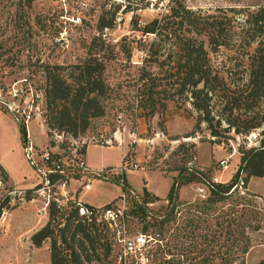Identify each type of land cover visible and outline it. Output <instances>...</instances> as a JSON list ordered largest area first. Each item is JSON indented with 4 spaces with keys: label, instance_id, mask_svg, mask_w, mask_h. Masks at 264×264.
I'll return each mask as SVG.
<instances>
[{
    "label": "rangeland",
    "instance_id": "374dc122",
    "mask_svg": "<svg viewBox=\"0 0 264 264\" xmlns=\"http://www.w3.org/2000/svg\"><path fill=\"white\" fill-rule=\"evenodd\" d=\"M28 1L0 0V204L6 192L14 188L7 183V172L16 186L32 183L33 186L39 180L36 167L24 154L26 139L40 152L55 146L66 159L69 164L65 165L69 173L67 189L71 200H79L97 210L108 206L123 209L129 235L140 232L160 239L157 243H151V255L155 262L160 258H174L179 259L180 264H194L195 261L190 258L199 250L203 255L209 252L218 254L211 264H222L220 257L231 253L236 256L232 264H240L241 261L256 264L262 260L264 177L252 176L243 182L241 174L237 185L230 190L234 189L232 194L217 202L210 201L211 197L216 195L214 198H217L219 194L211 189L209 183H226L231 179L238 168L241 151L254 147L247 146L246 136L256 132L264 139V126L254 128L248 134H237L233 129H227L225 119L228 118V110H221L217 97L213 106V112L217 115L211 122L212 130L217 132L214 136L205 123L195 127L198 113L190 100L183 96H168L166 100L163 94L156 95L152 101L155 103V113L146 115L149 108H145L144 102L142 105L138 103L135 80L139 69L145 65L149 68V65L142 62V52L133 50L130 60L121 54L108 60L105 74L111 92L105 101L106 112L104 116L92 120L81 139L78 137L80 142L76 140L78 142L74 145L69 137L58 139L55 133L48 136L44 119L45 65L70 64L83 58L86 55V42L99 32L98 18L102 16L103 21L108 22L115 10L118 12L113 27L100 31L110 43L115 44L125 35L147 40L151 36L133 32L131 13L121 12L125 6L139 3V0ZM182 2L194 11L199 22L209 14L226 17L225 21L230 25L228 32L233 36H229L226 47L222 46L216 53H211V61L214 66L227 72L231 80L237 83L245 81L248 41L241 38V42L236 41L233 27L237 26L235 30H239L240 26L246 29L247 15L257 7L264 6V0ZM156 3L155 7L137 11L139 25L164 12L171 0H158ZM228 8H236L237 11L232 12ZM196 37L207 44L205 35L198 33ZM260 39L264 41V35L256 38L258 41ZM252 46H256V43ZM19 81H24L27 88L33 89V114L26 124L16 112L18 107L27 105L25 98L13 99L8 95L10 87ZM170 92L173 90L168 94ZM162 103L166 106L162 107ZM101 133L106 137L116 133L118 139L112 146H100V143L88 141ZM82 139L86 140L84 146L89 145L86 151L87 165L110 164L114 169L89 178L78 176L74 167H69L73 163L70 150L72 144L79 148ZM39 155L36 156L37 164L43 167ZM221 159L227 161L225 169L219 164ZM129 163L137 164V168L122 169ZM231 172L232 175L225 181ZM188 173L195 174L196 178L178 189V205L172 211L166 201L168 190L179 174L186 176ZM83 182L91 185L89 190H83ZM144 189L159 199L145 204L143 199L147 197ZM39 205L34 201L14 207L4 220H0V264H35L34 247L38 246L33 245L30 234L48 220V214L47 218L38 215ZM32 214L38 215L35 221L29 219ZM167 216L172 220L163 232L149 225ZM61 220L62 226L64 218ZM106 225V240L111 244V252L104 257L102 249H98L99 258L90 264H118L114 258L118 253L117 244L111 227L108 223ZM244 232L249 236L250 247L242 255L240 248ZM232 239L235 241L232 242ZM43 243L48 244L50 255L49 240L41 245ZM231 244H234L232 248ZM40 251L45 253V249ZM37 256L40 259L38 264H44V254L39 252Z\"/></svg>",
    "mask_w": 264,
    "mask_h": 264
},
{
    "label": "trees",
    "instance_id": "16d2710c",
    "mask_svg": "<svg viewBox=\"0 0 264 264\" xmlns=\"http://www.w3.org/2000/svg\"><path fill=\"white\" fill-rule=\"evenodd\" d=\"M139 1L125 6L121 12L131 13L133 32L151 38L147 40L140 36L135 38L125 35L115 44L110 43L100 31L113 27L112 23L116 21L118 12L115 10L114 16L108 22H104L102 16L98 18L99 32L86 42V55L83 58L70 64L55 63L44 66V119L47 135L55 133L77 139L88 130L93 119L104 116L105 101L111 92L105 74L107 62L120 54L130 60L133 50L142 52V62H147L150 68L146 65L141 67L135 80L138 103L142 105L144 102L147 105L145 108H149L146 115L155 113V103L152 101L156 95L163 94L166 100L168 96H183L190 100L198 113L195 127L205 123L214 136L217 132L212 130L211 122L217 115L213 112L214 99L217 97L221 110H228V118L225 119L227 129H233L237 134H248L252 129L264 126V41L256 40L259 35H264V6L257 7L247 15L246 29L240 26L239 30H235L237 26L233 27L236 41L241 42L240 38L246 39L249 47L245 63L246 78L245 81L237 83L211 61V53H216L222 46L226 47L229 36H233L228 32L227 27L230 25L225 21L226 17L209 14L199 22L194 11L187 8L182 0H171L164 12L141 26L138 24L137 11L155 7L158 0ZM30 2L31 0L28 1ZM228 9L237 11L236 8ZM198 33L205 35L207 44L196 37ZM254 43L256 46H252ZM116 48L118 49L115 52ZM170 90L173 92L168 94ZM161 106L166 105L162 103ZM85 147H82L81 152H85ZM241 174L243 182L252 176L264 177L263 138L258 146L241 151L238 168L228 182L209 183L211 189L219 194L217 198H214L216 195L211 197L210 201H221L231 195L234 189L230 190L237 185ZM195 178V174H179L172 182L166 195L167 206L172 211L178 205V189L193 182ZM144 194L147 197L143 199L145 204L159 199L149 195L145 189ZM66 205L67 203L58 207L54 203L50 204L46 224L30 237L33 245L40 246L43 241L49 240L50 264H90L99 258L98 249H102L103 256L108 257L111 244L106 240V223L98 219V216L90 219L80 216L78 206L73 202L68 207ZM83 205L92 208L90 205ZM63 218L64 224L61 226ZM171 220L170 216L158 218L149 225L163 232ZM243 240L240 248L242 255L250 247L246 232L243 233ZM154 241L157 243L160 239L154 238ZM233 245L231 244V248ZM159 247L158 245L157 248ZM231 254L220 257L222 264H232L236 256ZM216 256L218 254L210 252L203 255L202 250H199L190 259L195 261L194 264H211ZM114 258L117 259L116 254ZM152 264H180V261L160 258L158 262L152 259ZM240 264L244 262L241 261ZM256 264H264V258Z\"/></svg>",
    "mask_w": 264,
    "mask_h": 264
},
{
    "label": "built area",
    "instance_id": "2783aa9c",
    "mask_svg": "<svg viewBox=\"0 0 264 264\" xmlns=\"http://www.w3.org/2000/svg\"><path fill=\"white\" fill-rule=\"evenodd\" d=\"M8 95H10L13 99L25 98L27 105L24 107L17 106L18 108L16 112L23 117V123L26 124L31 119L33 114V104L31 100V97H33V89L31 87L27 88L24 81H19L15 82L10 87ZM115 134L116 133L106 137L101 133L90 138L88 141L91 143H100L101 146H112L113 142L118 139ZM56 137L58 139H62L64 136L62 134H56ZM261 138L262 137L259 133H249L248 136H246V139L248 140L247 146H258ZM70 139L75 145L78 141L80 142L79 139L81 138ZM81 141L82 144L79 148H75L72 144L70 150V155L73 156V163L69 167H74L78 176L89 178V176L101 175L114 169L113 167H103L99 170H92L90 166L86 164L83 152H81L86 140L82 139ZM23 150L26 158L36 167L39 180L30 188H13L6 192L2 203L0 204V220H4L14 207L22 206L28 202L37 201L40 204L37 208L38 215L46 217L50 204L54 203L60 207L69 201H73V203L78 206V213L80 216H85L88 219L92 216H98V219H101L106 224H109L118 248V264H152L151 243L154 241V238L140 232L129 235L123 209H113L108 206L102 208V210H97L93 207L87 208L79 200H71L70 192L67 189L69 173L65 170V165L69 164L66 162V159L62 156V154L57 151V147L53 146L50 147L49 150L40 152L35 149V146L30 140L27 141L25 139ZM38 155L44 164L43 167H39L37 164L36 156ZM219 164L223 169H225L227 161L221 159ZM127 168H137V164L129 163L122 167V169ZM90 186L91 185L89 183L83 182V190H89Z\"/></svg>",
    "mask_w": 264,
    "mask_h": 264
},
{
    "label": "crops",
    "instance_id": "0c3cea01",
    "mask_svg": "<svg viewBox=\"0 0 264 264\" xmlns=\"http://www.w3.org/2000/svg\"><path fill=\"white\" fill-rule=\"evenodd\" d=\"M117 136V135H116ZM88 146L89 145H87L86 147H85V152H84V160L87 162V159H86V151H87V148H88ZM101 146V145H100ZM238 163H239V160H238ZM88 164V163H87ZM89 166H91L90 168H93L94 170H99L100 168H103V167H114L113 165H110V164H104V165H89ZM6 171V170H5ZM7 172V171H6ZM233 172V171H232ZM232 172L229 174V176L226 178V180L225 181H227V179H229L230 178V176L232 175ZM7 176H8V182L7 183H11V185H13L12 187H14V188H30L31 186H32V184H30V185H27V186H16L13 182H12V178H11V176H10V174H8V172H7ZM32 208V207H31ZM34 208V207H33ZM37 214H32V216L31 215H29V219L31 220V221H35L37 218V216H36ZM15 217H17V214L15 215ZM41 217H43L44 218V216H41ZM47 218V217H46ZM46 222V221H45ZM44 222V223H45ZM41 228V226H39V227H37V228H35L34 229V231L32 232V233H34L36 230H38V229H40ZM32 233L30 234V236L32 235ZM47 248H48V244L47 243H43V245H41V246H38V247H34V251H35V253H36V260L34 261V263L35 264H38V260H40V259H38V256H37V254L40 252V253H42V254H44V259H43V263L44 264H50V255H49V253H48V251H47ZM40 249H45V253L44 252H41L40 251Z\"/></svg>",
    "mask_w": 264,
    "mask_h": 264
}]
</instances>
